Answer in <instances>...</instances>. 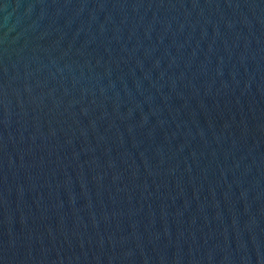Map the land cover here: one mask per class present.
I'll return each mask as SVG.
<instances>
[{
    "label": "water",
    "instance_id": "obj_1",
    "mask_svg": "<svg viewBox=\"0 0 264 264\" xmlns=\"http://www.w3.org/2000/svg\"><path fill=\"white\" fill-rule=\"evenodd\" d=\"M0 264H264V0H0Z\"/></svg>",
    "mask_w": 264,
    "mask_h": 264
}]
</instances>
